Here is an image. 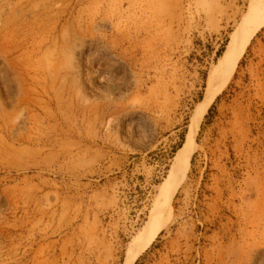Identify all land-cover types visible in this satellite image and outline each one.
<instances>
[{
    "label": "rangeland",
    "instance_id": "obj_1",
    "mask_svg": "<svg viewBox=\"0 0 264 264\" xmlns=\"http://www.w3.org/2000/svg\"><path fill=\"white\" fill-rule=\"evenodd\" d=\"M250 9L0 0V264H264V21L172 180Z\"/></svg>",
    "mask_w": 264,
    "mask_h": 264
},
{
    "label": "bare ground",
    "instance_id": "obj_2",
    "mask_svg": "<svg viewBox=\"0 0 264 264\" xmlns=\"http://www.w3.org/2000/svg\"><path fill=\"white\" fill-rule=\"evenodd\" d=\"M250 4L251 9L248 16H246L247 25L242 31L243 33L239 35L237 44L230 46L228 51L224 54L223 58L220 59L217 69V71H219V74L216 75L218 76V82H210L204 102L192 121V125L187 136V145L184 148L182 147L183 149L177 154L175 164L173 166V175L175 176L172 177V180H174L176 184H179L181 182L182 177L189 164L191 155L194 150V135L203 118V115L205 114L208 106L215 98L219 89L224 86L228 78L232 75L238 61L244 53V50L250 38L264 21V0H250ZM178 161L180 162L179 165L177 164ZM144 235L145 236L142 235V237H144L143 239L141 237L142 241L140 242L138 248L127 253L124 264H134L139 252L151 242L154 234L151 231H147Z\"/></svg>",
    "mask_w": 264,
    "mask_h": 264
},
{
    "label": "trees",
    "instance_id": "obj_3",
    "mask_svg": "<svg viewBox=\"0 0 264 264\" xmlns=\"http://www.w3.org/2000/svg\"><path fill=\"white\" fill-rule=\"evenodd\" d=\"M225 47H226V44H224L223 47H222V49L218 51L217 58H220L223 55V53L225 51ZM211 111H212V109L209 110V112H211ZM182 144H180L179 146L181 147Z\"/></svg>",
    "mask_w": 264,
    "mask_h": 264
},
{
    "label": "water",
    "instance_id": "obj_4",
    "mask_svg": "<svg viewBox=\"0 0 264 264\" xmlns=\"http://www.w3.org/2000/svg\"><path fill=\"white\" fill-rule=\"evenodd\" d=\"M185 142V141H184Z\"/></svg>",
    "mask_w": 264,
    "mask_h": 264
}]
</instances>
